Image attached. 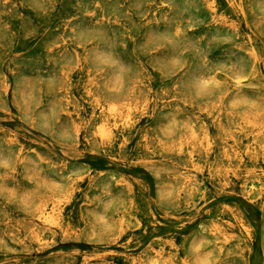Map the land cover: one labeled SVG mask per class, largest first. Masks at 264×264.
Segmentation results:
<instances>
[{"label": "rangeland", "instance_id": "374dc122", "mask_svg": "<svg viewBox=\"0 0 264 264\" xmlns=\"http://www.w3.org/2000/svg\"><path fill=\"white\" fill-rule=\"evenodd\" d=\"M261 126L264 0H0V264H264Z\"/></svg>", "mask_w": 264, "mask_h": 264}, {"label": "bare ground", "instance_id": "6f19581e", "mask_svg": "<svg viewBox=\"0 0 264 264\" xmlns=\"http://www.w3.org/2000/svg\"><path fill=\"white\" fill-rule=\"evenodd\" d=\"M69 71V70H68ZM207 79V82H212L214 81L213 78H206ZM70 86V85H69ZM68 91V89H67ZM63 107V106H62ZM259 135L263 134V130L264 128H256L255 129ZM101 134L103 137H106L108 135V132L105 131V130H101ZM254 138V137H253ZM124 140V139H123ZM248 147V145H247ZM229 151V150H228ZM238 152V151H237ZM247 153V152H246ZM245 153V154H246ZM8 188V187H7ZM70 203V202H69ZM42 218H44L45 220H49L51 222H58L59 225L65 230V231H69V229L64 225V222H63V217H62V213L61 211H59L58 207L55 205V208L53 209V211L51 213H47L45 210H41L40 211V214Z\"/></svg>", "mask_w": 264, "mask_h": 264}]
</instances>
